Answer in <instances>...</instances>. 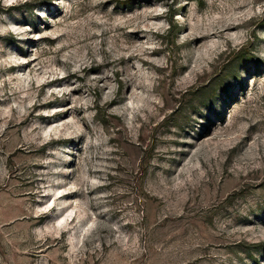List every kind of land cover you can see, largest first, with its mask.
Listing matches in <instances>:
<instances>
[{"label":"rangeland","instance_id":"rangeland-1","mask_svg":"<svg viewBox=\"0 0 264 264\" xmlns=\"http://www.w3.org/2000/svg\"><path fill=\"white\" fill-rule=\"evenodd\" d=\"M0 264H264V0H0Z\"/></svg>","mask_w":264,"mask_h":264},{"label":"bare ground","instance_id":"bare-ground-1","mask_svg":"<svg viewBox=\"0 0 264 264\" xmlns=\"http://www.w3.org/2000/svg\"><path fill=\"white\" fill-rule=\"evenodd\" d=\"M71 184V183H70ZM70 188H71V186H70Z\"/></svg>","mask_w":264,"mask_h":264}]
</instances>
